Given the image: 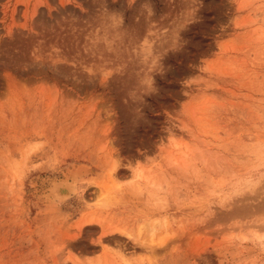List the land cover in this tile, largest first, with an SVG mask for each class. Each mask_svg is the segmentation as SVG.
<instances>
[{
    "label": "rangeland",
    "instance_id": "rangeland-1",
    "mask_svg": "<svg viewBox=\"0 0 264 264\" xmlns=\"http://www.w3.org/2000/svg\"><path fill=\"white\" fill-rule=\"evenodd\" d=\"M0 264H264V0H0Z\"/></svg>",
    "mask_w": 264,
    "mask_h": 264
},
{
    "label": "bare ground",
    "instance_id": "bare-ground-1",
    "mask_svg": "<svg viewBox=\"0 0 264 264\" xmlns=\"http://www.w3.org/2000/svg\"><path fill=\"white\" fill-rule=\"evenodd\" d=\"M85 169H86V167H85ZM117 169H118V167L113 168V174H115V175L118 174ZM71 171H72V170H71ZM75 171H77V170L75 169ZM116 171H117V173H116ZM77 172H78V171H77ZM69 173H70V172H69ZM73 173H74V171H73ZM79 173H81L80 170H79ZM79 173H78V174H79ZM122 173H123V172H122ZM113 174H112V175H113ZM137 174H138V173H137ZM125 175H126V174H125ZM138 175H139V174H138ZM140 176H141V174H140ZM73 177H74V175H73ZM65 179H66V178H65ZM62 182H63V181H61V183H62ZM53 183H54V182H53ZM66 183H67V182H66ZM68 183H70V182H68ZM58 184H59V183H58ZM62 184H63V183H62ZM56 185H57V184H56ZM63 185H64V184H63ZM63 185H60V186H63ZM65 185H66V184H65ZM65 185H64V186H65ZM71 185H72V184H71ZM53 186H54V185H53ZM60 186H59V187H60ZM66 186H68V185H66ZM66 186H65V187H66ZM74 186H75V184H74ZM56 187H58V186H56ZM72 187H73V185H72ZM52 188H53V187H51V190H52ZM54 188H55V187H54ZM62 188H63V187H62ZM69 188H70V185H69ZM73 188H74V187H73ZM56 189H57V188H55L54 190H56ZM71 189H72V188H71ZM68 190H69V189H68ZM74 190L76 191V188H74ZM52 191H53V190H52ZM69 191H70V190H69ZM52 193L54 194V192H52ZM64 193H65V192H64ZM57 196H58V195H57ZM86 197H87V196H86ZM51 201H52V200H51ZM51 201H50V202H51ZM55 202H56V201H55ZM88 220H90V222H91V219H88ZM88 220H87V221H88ZM156 220H157V219H156ZM156 220H155V221H156ZM87 221H84V222L86 223ZM82 222H83V221H82ZM157 222H158V221H157ZM157 222H156V223H157ZM85 223H84V224H85ZM88 223H89V221H88ZM84 224H83V225H84ZM161 237H162V236H161ZM152 238H153V235H152ZM163 239H164V238H163ZM153 241H154V240H152V242H153ZM161 241H162V240H161ZM160 243H161V242H160Z\"/></svg>",
    "mask_w": 264,
    "mask_h": 264
},
{
    "label": "water",
    "instance_id": "water-1",
    "mask_svg": "<svg viewBox=\"0 0 264 264\" xmlns=\"http://www.w3.org/2000/svg\"><path fill=\"white\" fill-rule=\"evenodd\" d=\"M58 192L59 193H63L64 191H63V189H59Z\"/></svg>",
    "mask_w": 264,
    "mask_h": 264
}]
</instances>
